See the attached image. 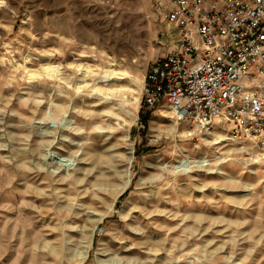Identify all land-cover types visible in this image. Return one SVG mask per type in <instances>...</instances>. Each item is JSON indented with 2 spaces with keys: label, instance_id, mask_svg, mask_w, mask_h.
<instances>
[{
  "label": "rangeland",
  "instance_id": "obj_1",
  "mask_svg": "<svg viewBox=\"0 0 264 264\" xmlns=\"http://www.w3.org/2000/svg\"><path fill=\"white\" fill-rule=\"evenodd\" d=\"M173 43L154 0H0V264H264V143L141 123Z\"/></svg>",
  "mask_w": 264,
  "mask_h": 264
},
{
  "label": "built area",
  "instance_id": "obj_2",
  "mask_svg": "<svg viewBox=\"0 0 264 264\" xmlns=\"http://www.w3.org/2000/svg\"><path fill=\"white\" fill-rule=\"evenodd\" d=\"M176 43L147 66L141 98L198 129L216 120L264 143V0H154Z\"/></svg>",
  "mask_w": 264,
  "mask_h": 264
},
{
  "label": "bare ground",
  "instance_id": "obj_3",
  "mask_svg": "<svg viewBox=\"0 0 264 264\" xmlns=\"http://www.w3.org/2000/svg\"><path fill=\"white\" fill-rule=\"evenodd\" d=\"M84 63V62H83ZM88 66V65H87ZM46 67H49V65H47ZM54 67H56V65H54ZM58 67V66H57ZM56 67V68H57ZM109 71L111 72V73H113L114 71H115V68L114 67H111V68H109ZM109 77V76H108ZM107 89H109V88H107ZM91 92V91H90ZM56 102V101H55ZM165 106V105H164ZM168 109H166V108H163L162 106H161V108H160V111H162V113L163 114H165V115H167L169 112H171V110H170V108H169V106L167 107ZM159 110V109H158ZM166 111V112H165ZM168 111V112H167ZM135 112V111H134ZM176 122V120L175 119H173V121H172V124L173 123H175ZM178 122V121H177ZM215 123H220L218 120H216L215 122H214V124ZM219 131V130H218ZM188 132V131H187ZM232 133V132H231ZM235 136H237V137H240L241 139H244V138H246V139H250L252 142H256V143H259L258 141H257V139H255L253 136H251V135H249V134H238V135H234L233 133H232V135L230 134V137L231 138H233V139H236V137ZM67 144V143H66ZM243 147H245V144H243ZM262 147H264V146H262ZM30 148V147H29ZM249 148H251L252 149V146L250 147L249 146ZM248 147H247V149H249ZM251 152H252V150H250ZM254 153V152H253ZM256 153V152H255ZM78 156V155H77ZM178 162H179V160H178ZM127 173V172H126ZM42 175V174H41ZM24 177V176H23ZM40 177V176H39ZM22 179V178H21ZM128 179H129V175H126V177H125V181H124V185H123V187L127 184V181H128ZM35 181V180H34ZM33 186V185H32ZM31 186V187H32ZM122 187V188H123ZM35 192H36V190H35ZM38 193V192H37ZM23 194V193H22ZM28 196H30V195H28ZM21 198V197H20ZM19 198V199H20ZM25 198V197H24ZM33 198V197H32ZM32 198H31V200H32ZM17 199V198H16ZM26 201V200H25ZM24 201V202H25ZM42 201V200H41ZM8 202V201H7ZM6 202V203H7ZM27 202V201H26ZM25 202V203H26ZM33 204V203H32ZM42 204V203H41ZM30 205H31V203H30ZM22 207V206H21ZM23 208V207H22ZM9 210V209H8ZM16 210V209H15ZM30 210V209H29ZM44 210V209H43ZM28 210H26L25 212H27ZM8 212V211H7ZM15 212V211H14ZM13 212V213H14ZM23 212V211H22ZM2 213V212H1ZM30 213V212H29ZM49 213V212H48ZM19 214V213H18ZM28 214V213H27ZM10 215V214H9ZM4 216V215H3ZM12 216V215H11ZM21 217H23V216H21ZM35 218H37V217H35ZM43 219V218H42ZM13 220V219H12ZM166 221V220H165ZM27 221H25V223H26ZM97 222V221H96ZM25 223H23V224H25ZM28 223V222H27ZM91 223V222H90ZM29 224V223H28ZM93 225H95V223H93ZM22 227H24V226H22ZM28 227H30V232L31 231H33V229H34V224L33 223H31V224H29V226ZM28 227H26V229H23V231H26L27 230V228ZM25 228V227H24ZM36 228H37V226H36ZM92 228H93V226H92ZM37 229H39V231H41L42 229L41 228H37ZM28 231V230H27ZM39 231H36L35 232V235H36V233L37 232H39ZM75 231V230H74ZM91 233H92V229H91V231H90V234L88 235V245H89V241H90V239H91ZM94 233V232H93ZM41 234V233H40ZM4 236V235H3ZM139 236V235H138ZM33 241H35V239H33ZM35 243V242H34ZM129 243V242H128ZM155 241H149V244H151V245H155ZM161 243V242H160ZM29 245V244H28ZM52 248H54L53 246H51ZM143 247V246H142ZM152 247V246H151ZM157 247H158V245H157ZM153 248H154V246H153ZM155 248H156V246H155ZM87 249V248H86ZM151 249V248H150ZM157 249V248H156ZM164 250V249H163ZM154 251V250H153ZM86 252V251H85ZM131 253V252H130ZM24 255V254H23ZM81 255V254H80ZM79 255V256H80ZM84 255H85V253H83L80 257H79V260H78V263L77 264H79L82 260H83V258H85L84 257ZM39 257V256H38Z\"/></svg>",
  "mask_w": 264,
  "mask_h": 264
},
{
  "label": "trees",
  "instance_id": "obj_4",
  "mask_svg": "<svg viewBox=\"0 0 264 264\" xmlns=\"http://www.w3.org/2000/svg\"><path fill=\"white\" fill-rule=\"evenodd\" d=\"M150 114V110L149 109H144V110H141L140 112V119H141V123L145 126L146 123H147V118Z\"/></svg>",
  "mask_w": 264,
  "mask_h": 264
}]
</instances>
